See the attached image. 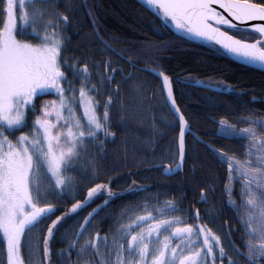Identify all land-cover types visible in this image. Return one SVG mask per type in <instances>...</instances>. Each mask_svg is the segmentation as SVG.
<instances>
[{
  "label": "snow or ice",
  "instance_id": "6c2138e0",
  "mask_svg": "<svg viewBox=\"0 0 264 264\" xmlns=\"http://www.w3.org/2000/svg\"><path fill=\"white\" fill-rule=\"evenodd\" d=\"M82 6L102 46L98 57L67 55V33L78 7L74 0H0V264H264V115L245 108L247 114L237 123L216 121L214 135L239 143L240 153L206 143L177 103L176 81L158 66L139 69L135 63L153 49L118 52L100 35L87 0ZM141 6L161 19L162 26L170 22L184 37L209 41L219 46L215 52L264 69V0H141ZM219 25L257 35L246 42ZM114 56L153 77L151 95L143 83L133 87L141 103L145 98L161 100L168 113L162 117L165 125L178 131L152 166L166 176L181 171L190 147L188 134L226 170L225 206L240 224V245L233 229L226 228L222 237L209 226L220 220V210L210 201L214 178L196 184L198 200L205 205L203 216L200 208L182 209L175 197L161 203L156 196L151 206H123L106 232L98 230L101 212L123 195L114 192L110 182H98L106 142L116 135L110 110L114 97H120L117 76L132 79ZM179 82L183 88L215 89L217 94L236 91L223 82L219 87L191 77ZM45 95L55 98L43 100ZM147 111L153 139L146 146L152 148L163 133L151 106ZM77 164L88 179L82 199L77 180L69 175ZM132 184L126 192L150 191L135 186V180ZM97 200L103 203L84 215ZM69 218H79L75 228H65ZM56 241L64 247L54 251Z\"/></svg>",
  "mask_w": 264,
  "mask_h": 264
},
{
  "label": "trees",
  "instance_id": "16d2710c",
  "mask_svg": "<svg viewBox=\"0 0 264 264\" xmlns=\"http://www.w3.org/2000/svg\"><path fill=\"white\" fill-rule=\"evenodd\" d=\"M74 2L78 7L73 26L67 33L70 37L67 55L71 57L87 54L98 57L102 46L96 40L91 19L82 6V0ZM87 4L98 21L96 27L100 29V35L112 48L125 55L129 54V50L140 53L142 49H153L148 55H141L135 63L145 69L158 66L176 81L174 87L177 103L192 130L202 140L222 147L230 153L242 151L239 143L214 135L218 128L216 121L227 119L230 123H237L241 115L247 114L245 108L256 110L257 115H264V72L240 65L226 54L215 52L214 49L219 48L216 45L178 35L169 25L162 26L161 19L136 0H87ZM224 30L247 41H252L257 35L228 28ZM113 59L124 69L125 76L131 73L132 79L117 76L121 86L120 97H114V106L110 110L111 127L116 135L106 142L98 182H110L112 190L123 195L115 197L107 210L101 212L97 218L98 230L101 233L106 232L114 224L113 218L119 216L123 206L135 207L145 202L151 206L152 198L156 196L161 203L175 197L182 209L188 210L194 206L200 208L203 216L205 205L198 200L196 184L211 183L214 178L215 193L210 196V201L220 210V220L216 225L209 226L222 237L226 228L233 229V239L240 245V224L231 208L225 206L223 186L226 170L219 167L214 157L205 151L204 145L196 142L191 135L186 138V145L190 147L186 152L182 172L168 177L161 169L152 166V161L160 156L163 148L178 135V131L173 130L174 125H165L162 117L168 113L161 100L153 97L149 102L145 98L141 103L140 94L133 87L134 83H143L145 90L151 95L152 89L149 85L153 83V77L146 71L129 67L119 57L114 56ZM183 77L204 80L206 84L213 82L217 86L223 82L232 85L236 91L232 94H217L203 88H183L179 82ZM69 78L71 79L70 73ZM54 98L52 95L42 97L43 100ZM37 103L39 105L40 101ZM150 106L155 114V124L163 133L162 136L155 137L156 142L152 148L146 146L147 142L153 139V121L147 111ZM92 151L95 152V149ZM69 175L77 180L78 192L82 199L88 179L81 175V166L77 164ZM133 180L136 181L135 186L143 185L150 191L126 192V189L133 187ZM235 197L239 201L238 186ZM101 203L102 200H97L84 215ZM78 219L69 218L65 228H75ZM62 247L64 244L56 241L53 250L57 251ZM53 259L55 260V256Z\"/></svg>",
  "mask_w": 264,
  "mask_h": 264
},
{
  "label": "water",
  "instance_id": "95a60500",
  "mask_svg": "<svg viewBox=\"0 0 264 264\" xmlns=\"http://www.w3.org/2000/svg\"><path fill=\"white\" fill-rule=\"evenodd\" d=\"M136 1H138L139 3H141V0H136ZM216 8H217V11L218 12H220L222 15H224L225 16V18H227V19H231V17H229L228 16V14L226 13V12H224V10L223 9H221V8H219L218 6H215ZM154 15V14H153ZM90 18V17H89ZM92 22V21H91ZM234 23H237L238 24V26L239 27H244V26H242V25H239V22H236V21H233ZM251 23V22H250ZM93 25V24H92ZM169 26L171 27V28H173V30L175 31V33H178V35H181V36H183L182 35V33H180V32H178L176 29H175V27H173L170 23H169ZM219 27L221 28V30L222 31H225V30H223V27H226V28H228L226 25H219ZM229 29V28H228ZM229 34V33H228ZM229 35H231V34H229ZM184 37V36H183ZM187 38V37H186ZM189 39V38H188ZM238 39V38H237ZM192 40H195V41H199V40H197V39H192ZM200 41H203V42H205V43H211V42H209V41H206V40H200ZM246 42H249V41H246ZM211 44H214V43H211ZM215 45V44H214ZM216 46H218V45H216ZM219 47V46H218ZM227 56H229L232 60H234L236 63H238V64H240V65H243V66H246V67H249V68H253V69H256V70H259V71H262V73L264 72V69H262V68H260V67H258V66H251V65H248V64H245L240 58H237V57H235V56H230V55H227ZM139 67V66H138ZM139 69H145V68H143V67H139ZM217 87H219V86H217ZM211 91H213V92H215V89H213V90H211ZM187 136H188V134H186V137H185V139L187 138ZM204 141V140H203ZM207 143V142H206ZM183 169H184V165H183ZM183 169L181 170V171H179V172H182L183 171ZM179 172H177V173H175V174H173V175H171V176H174V175H176V174H178ZM164 174V173H163ZM165 175V174H164ZM166 176V175H165ZM171 176H168V177H171Z\"/></svg>",
  "mask_w": 264,
  "mask_h": 264
},
{
  "label": "rangeland",
  "instance_id": "374dc122",
  "mask_svg": "<svg viewBox=\"0 0 264 264\" xmlns=\"http://www.w3.org/2000/svg\"><path fill=\"white\" fill-rule=\"evenodd\" d=\"M237 202H239V201H237ZM41 229H43V226H41Z\"/></svg>",
  "mask_w": 264,
  "mask_h": 264
},
{
  "label": "bare ground",
  "instance_id": "6f19581e",
  "mask_svg": "<svg viewBox=\"0 0 264 264\" xmlns=\"http://www.w3.org/2000/svg\"><path fill=\"white\" fill-rule=\"evenodd\" d=\"M197 40H201V39H197Z\"/></svg>",
  "mask_w": 264,
  "mask_h": 264
}]
</instances>
